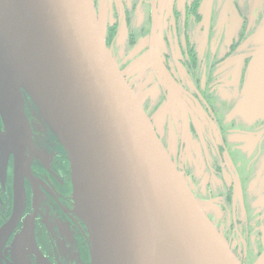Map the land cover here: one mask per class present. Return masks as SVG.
Segmentation results:
<instances>
[{
    "label": "flooded vegetation",
    "instance_id": "obj_1",
    "mask_svg": "<svg viewBox=\"0 0 264 264\" xmlns=\"http://www.w3.org/2000/svg\"><path fill=\"white\" fill-rule=\"evenodd\" d=\"M93 2L112 57L135 93L143 86L142 107L192 193L218 211L241 264H264V0ZM24 111L23 167L0 155V264H92L67 154L27 96Z\"/></svg>",
    "mask_w": 264,
    "mask_h": 264
},
{
    "label": "water",
    "instance_id": "obj_2",
    "mask_svg": "<svg viewBox=\"0 0 264 264\" xmlns=\"http://www.w3.org/2000/svg\"><path fill=\"white\" fill-rule=\"evenodd\" d=\"M25 96L67 154L92 264H241L126 82L93 0H0V155L17 168Z\"/></svg>",
    "mask_w": 264,
    "mask_h": 264
},
{
    "label": "rangeland",
    "instance_id": "obj_3",
    "mask_svg": "<svg viewBox=\"0 0 264 264\" xmlns=\"http://www.w3.org/2000/svg\"><path fill=\"white\" fill-rule=\"evenodd\" d=\"M183 174V173H182ZM183 176H184V174H183ZM185 177V176H184ZM200 204H201V206H202V203L200 202ZM213 208V207H212ZM204 209V208H203ZM206 209V213L210 216V218H212V220H213V222L216 224V226H218L219 227V229H220V232L222 233V223H223V221L222 220H220V216H219V214H218V211H216L215 209H213V211H212V209H211V207H208V208H205ZM204 209V210H205ZM225 230H227L226 228H225ZM224 229H223V231H224V234H225V236H227V237H229L228 236V233H230V231H228L227 230V233H226V231H225ZM223 234V233H222Z\"/></svg>",
    "mask_w": 264,
    "mask_h": 264
},
{
    "label": "bare ground",
    "instance_id": "obj_4",
    "mask_svg": "<svg viewBox=\"0 0 264 264\" xmlns=\"http://www.w3.org/2000/svg\"><path fill=\"white\" fill-rule=\"evenodd\" d=\"M143 94H144V88L142 86V88L136 93V96L140 100Z\"/></svg>",
    "mask_w": 264,
    "mask_h": 264
}]
</instances>
